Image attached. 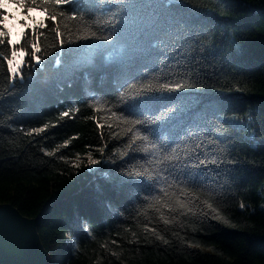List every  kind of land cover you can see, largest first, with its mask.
<instances>
[{
  "label": "trees",
  "instance_id": "16d2710c",
  "mask_svg": "<svg viewBox=\"0 0 264 264\" xmlns=\"http://www.w3.org/2000/svg\"><path fill=\"white\" fill-rule=\"evenodd\" d=\"M37 6L57 21L23 79L0 46V202L42 217L50 264H264V0ZM197 155L193 184L172 164Z\"/></svg>",
  "mask_w": 264,
  "mask_h": 264
},
{
  "label": "snow or ice",
  "instance_id": "6c2138e0",
  "mask_svg": "<svg viewBox=\"0 0 264 264\" xmlns=\"http://www.w3.org/2000/svg\"><path fill=\"white\" fill-rule=\"evenodd\" d=\"M45 3H54L57 6L61 5H70L72 7L68 8L67 11L72 13V19H75L77 16V9L76 6L79 3V0H44ZM12 8L13 11L11 13H6L4 11H0V46L4 45L5 42L7 43L9 50H10V57L5 55L3 57L4 61L7 64V73L8 79L10 82H14V80L19 77L23 79L22 69L28 66V60L26 57L29 56L27 49L23 46V41L27 36H31L34 40H38L37 33L41 28L47 27L46 21L51 20L53 22L57 21V16L55 14H48L47 8H39L37 6V0H0V9H7ZM34 13H38L40 17L43 19L38 18V16L33 15ZM65 13L64 11L60 12V15L63 16ZM56 37L63 47L65 40L61 37V33L59 28L56 29ZM100 39L97 37L95 32L91 33L90 37H81V39ZM105 41L111 39L110 36L102 37ZM68 43H74L75 41L68 40ZM31 48V62L32 64L38 65L41 64V57L37 55L40 53L41 49L38 46L37 42H33L29 45ZM184 87L183 84H172V83H164L159 86L157 90H165V91H180ZM147 91H152L153 87L149 85L146 89ZM78 111V110H77ZM71 110H65L60 113L62 117H69ZM112 115H116V113H111ZM133 127L142 123L140 120L132 121ZM98 127H103V125L99 124L97 121ZM111 127V125H109ZM45 127H41L38 129H34V132L40 133L45 131ZM129 131H132L130 128ZM143 140H148L147 136L141 137ZM153 148H156V144H152ZM47 155H52V153H46ZM157 155L159 156L158 163H168L171 164L173 161L179 159V156L176 154V149L172 148L170 152H164L163 154L160 151H157ZM88 163L90 165H97L100 161L93 159L91 154L88 156ZM211 163L215 164V160L213 159ZM189 165L191 167H196L197 165L201 166V170L196 173H192L189 169ZM208 161L206 158H200L197 155L194 158H189L183 165H176L172 164V168L175 169L176 167L180 166L183 169V175L187 178L189 175L193 176L192 183L195 184L197 180V174H202V172L207 168ZM137 175H141L138 173ZM149 179H152L149 176ZM194 190V189H193ZM161 191H164L163 189ZM182 208L189 207V202L186 198V203L180 205ZM244 205L241 204V208ZM190 210V208H189ZM167 223V221H165Z\"/></svg>",
  "mask_w": 264,
  "mask_h": 264
},
{
  "label": "water",
  "instance_id": "95a60500",
  "mask_svg": "<svg viewBox=\"0 0 264 264\" xmlns=\"http://www.w3.org/2000/svg\"><path fill=\"white\" fill-rule=\"evenodd\" d=\"M41 216L24 215L10 202H0V264H50L38 227Z\"/></svg>",
  "mask_w": 264,
  "mask_h": 264
},
{
  "label": "rangeland",
  "instance_id": "374dc122",
  "mask_svg": "<svg viewBox=\"0 0 264 264\" xmlns=\"http://www.w3.org/2000/svg\"><path fill=\"white\" fill-rule=\"evenodd\" d=\"M10 9L13 10L12 8H10ZM33 15H36V16L40 17L38 13H34ZM81 160H83V158ZM260 193L262 195V198L259 200L258 204H259L260 207H263L264 206V182H263V184H262V186L260 188ZM253 207H255V205H253Z\"/></svg>",
  "mask_w": 264,
  "mask_h": 264
}]
</instances>
